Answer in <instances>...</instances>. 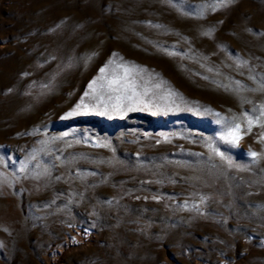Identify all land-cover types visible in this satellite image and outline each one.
I'll list each match as a JSON object with an SVG mask.
<instances>
[{
	"label": "rangeland",
	"instance_id": "obj_1",
	"mask_svg": "<svg viewBox=\"0 0 264 264\" xmlns=\"http://www.w3.org/2000/svg\"><path fill=\"white\" fill-rule=\"evenodd\" d=\"M0 264H264V0H0Z\"/></svg>",
	"mask_w": 264,
	"mask_h": 264
},
{
	"label": "snow or ice",
	"instance_id": "obj_2",
	"mask_svg": "<svg viewBox=\"0 0 264 264\" xmlns=\"http://www.w3.org/2000/svg\"><path fill=\"white\" fill-rule=\"evenodd\" d=\"M102 71H103V70H102ZM93 83H94V82H93ZM79 107H80V105H77V108H79ZM74 114H75V112H69L67 115H68V116H72V115H74ZM236 128L239 129V125H236ZM228 136H232L233 139H239V137L236 136L231 130L229 131L228 135L225 136V137H222V139H227ZM252 155H253V156H256L257 154H256V153H252Z\"/></svg>",
	"mask_w": 264,
	"mask_h": 264
},
{
	"label": "bare ground",
	"instance_id": "obj_3",
	"mask_svg": "<svg viewBox=\"0 0 264 264\" xmlns=\"http://www.w3.org/2000/svg\"><path fill=\"white\" fill-rule=\"evenodd\" d=\"M76 243H78V238L72 237V239L69 240V242L66 244V246L74 245V244H76ZM55 256H56V255H54V257H55Z\"/></svg>",
	"mask_w": 264,
	"mask_h": 264
}]
</instances>
